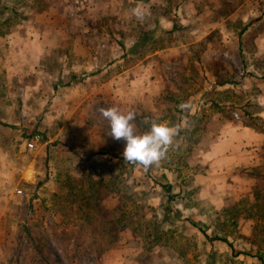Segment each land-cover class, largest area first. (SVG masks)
I'll return each mask as SVG.
<instances>
[{"label":"rangeland","instance_id":"1","mask_svg":"<svg viewBox=\"0 0 264 264\" xmlns=\"http://www.w3.org/2000/svg\"><path fill=\"white\" fill-rule=\"evenodd\" d=\"M0 2V264H264V231L250 236L245 214L254 180L233 167L220 175L202 158L226 120L264 132V0H34L43 12L18 6L7 22ZM137 4L150 12L144 22L131 14ZM215 60L232 70L223 87ZM138 61L152 69L126 70ZM19 84L40 87L42 110L12 125V111L25 109L17 106L24 93L12 88ZM112 105L134 110L140 132L152 121L181 126L159 165L145 171L120 161L126 141L110 135L97 111ZM20 131L40 139L28 149ZM218 151L232 152L225 145L210 153ZM206 171L215 176L203 178ZM70 177L82 188L98 177L99 204L127 211L135 231L109 244L98 236L103 226L79 227L78 188L71 208L53 195ZM167 182L178 192L172 200L159 185Z\"/></svg>","mask_w":264,"mask_h":264},{"label":"trees","instance_id":"2","mask_svg":"<svg viewBox=\"0 0 264 264\" xmlns=\"http://www.w3.org/2000/svg\"><path fill=\"white\" fill-rule=\"evenodd\" d=\"M39 3V0H35ZM2 3V2H0ZM34 2V0H4V7H6V10L9 9V14L7 17L3 18L4 22H7L10 17H19L17 13V7H25V9H32L35 12H43L44 8H37L35 5H39ZM2 5V4H0ZM15 5H17L15 7ZM35 7V9H34ZM20 15H25L24 13H21ZM2 17V15H1ZM25 17V16H24ZM2 22V21H1ZM143 41V39H141ZM183 53V52H182ZM181 55V54H180ZM179 65L183 62V58L179 57ZM214 71L217 73L215 74V80L217 87L228 84L230 82L232 70L229 66H227L222 60H215L212 61ZM186 79V78H181ZM163 86L168 85L167 80H163ZM228 91L227 88H224ZM217 91V88H211L209 90L210 93ZM217 93H220V90L217 91ZM165 96H163L164 98ZM165 99V98H164ZM220 103V102H219ZM230 105H235V102L228 103ZM220 109L221 108H227L226 105H223L220 103ZM246 115V118L248 119L250 115ZM243 113H241V118L244 116ZM227 117H230L228 115ZM230 119V118H228ZM242 125H245L250 128L255 134L259 135L260 137V143L256 150V158L246 163L244 166L235 167L233 171L238 172V175L240 178L242 177L244 181L252 182L254 180V184L249 189V204L247 206L245 214H247V217L252 221L251 230H250V236L255 237L256 233L255 230L260 232V229H263L264 231V174H262L259 169L262 166L261 163L264 161V132L257 129L253 126L251 123H242ZM25 138H23L24 140ZM120 161H126L123 158H119ZM127 162V161H126ZM128 165L132 166L133 164L127 162ZM230 167H222L218 168V173L221 175L224 174L225 171L228 170ZM241 171V173H240ZM261 173V174H260ZM264 173V172H263ZM210 177L215 176L209 171H206L203 173L202 177ZM81 178L76 177H70L64 181V188L65 190L62 193H56L53 195L56 198V201L58 202H64L67 207H72V196L75 194L77 188L78 191L81 192V201L77 205L76 211L79 213V216L83 217V224H79V227L81 228H102V226L105 229V232H102L100 237L106 236L108 239V243L110 244L113 242V240L117 237H119L120 233L126 230L135 231L138 227L137 221H133L129 218V213L125 210H119V207H113L108 208L106 206H101L99 204V201L102 200L101 195L99 194V186L101 184V180H98L96 178H88V184L85 188H82L80 186ZM109 181V180H108ZM108 184V183H106ZM161 190L165 193L167 200H172L175 197H177L178 192H173L172 190V184L167 183H160ZM89 190L90 193L86 194L84 191ZM83 191V192H82ZM246 193V192H245ZM61 198V199H60ZM62 204L61 206H65V204ZM60 206V207H61ZM89 210L93 211L94 216L89 215ZM262 231V232H263ZM89 233H93V231H90ZM159 233L153 234V238L157 237ZM92 238H96V236H92ZM217 238V236H214L213 239ZM263 237H259L261 239ZM210 239V238H208ZM222 241H225V238H219ZM257 239V238H252Z\"/></svg>","mask_w":264,"mask_h":264},{"label":"crops","instance_id":"3","mask_svg":"<svg viewBox=\"0 0 264 264\" xmlns=\"http://www.w3.org/2000/svg\"><path fill=\"white\" fill-rule=\"evenodd\" d=\"M27 43H28V41H27ZM150 55H152V54L146 55L144 57V59L149 58ZM27 57L28 56L26 54V56L24 58H27ZM37 57L41 58L42 56L40 54ZM142 61H143V59H142ZM152 64H153V62H151V63L148 62L146 64H142L140 61H138L137 63L131 65L126 70L131 71V72L136 70V73H137V71L142 70V66L145 65L146 67L144 70L147 73L152 69V67H151ZM19 70L21 71L22 69L21 68L10 69L7 71V73L10 75H17V72ZM21 75H22V73L18 74L17 77L19 79L16 81H18V82L20 81ZM23 86L24 87H21L20 84L16 85V86H12V88L17 87V88L21 89L22 93H24V95L22 96V102L23 103H18L17 106L20 104L19 107L22 106L25 108V109H23V115H21V114L18 115L15 113L16 111H12L11 115L8 117V121H9L8 123L12 124V125L27 124L28 123L27 120H31V118H33L34 115L37 118L38 114L42 110V107H41L42 100L40 98V96L42 94L40 95V92H41L40 87L38 89H36V88L33 89L31 87L25 88V85H23ZM10 92L13 95H20L19 90L13 91V89H11ZM27 93H28V95L30 93H33V95L35 97L34 101L30 104H27L26 103L27 100H25L26 97L29 98ZM51 95L53 97H56L57 93L51 92ZM53 101H55V102H53L54 108L57 109L58 106L61 104V101L59 102V99H57V98H54ZM37 103H39V105H37ZM14 108L17 110L16 104L11 103L10 109L14 110ZM58 109H60V108H58ZM20 110H21V108H20ZM48 114L45 113L44 115H46L47 117H51V114L50 113H48ZM39 122H41V120H39ZM42 122L47 123V120L44 118V120ZM19 134H21V133H19ZM22 138H24V137L22 136ZM259 143H260L259 135L255 134L252 130H250L249 127L242 125L241 123H238V122H232L231 120L230 121L226 120L225 123L222 124V126H221L220 130L218 131L217 135L215 136V138L209 143L208 147L202 152V158H204L205 162H212L211 164L215 165L218 168H222V167H233V168H235V167H239V166H244V165H246V163H249L256 158V150H257ZM225 145L228 146V148H230L232 150V152H230L228 154L225 152H222V151H218L215 154L210 153L213 151H217L220 147H222V149H224Z\"/></svg>","mask_w":264,"mask_h":264},{"label":"clouds","instance_id":"4","mask_svg":"<svg viewBox=\"0 0 264 264\" xmlns=\"http://www.w3.org/2000/svg\"><path fill=\"white\" fill-rule=\"evenodd\" d=\"M131 14L138 21L144 22L150 12L143 5L137 4L131 9ZM97 111L108 121L110 135L116 140L126 141L124 160L142 165L145 171L153 165H159L166 158L169 149L174 146V138L181 131L180 125L163 120L152 121L149 130L140 132L135 123L137 113L131 109H122L118 105L101 107Z\"/></svg>","mask_w":264,"mask_h":264},{"label":"built area","instance_id":"5","mask_svg":"<svg viewBox=\"0 0 264 264\" xmlns=\"http://www.w3.org/2000/svg\"><path fill=\"white\" fill-rule=\"evenodd\" d=\"M21 135L25 138L24 144L28 149L33 148L40 139V135L38 133L25 134L22 131Z\"/></svg>","mask_w":264,"mask_h":264}]
</instances>
